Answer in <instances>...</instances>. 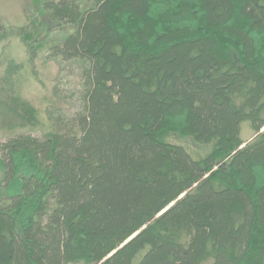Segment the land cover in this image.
Returning <instances> with one entry per match:
<instances>
[{"label": "trees", "instance_id": "trees-1", "mask_svg": "<svg viewBox=\"0 0 264 264\" xmlns=\"http://www.w3.org/2000/svg\"><path fill=\"white\" fill-rule=\"evenodd\" d=\"M39 1L0 43L77 65L80 103L17 133L1 50L0 264H264V0Z\"/></svg>", "mask_w": 264, "mask_h": 264}, {"label": "rangeland", "instance_id": "rangeland-1", "mask_svg": "<svg viewBox=\"0 0 264 264\" xmlns=\"http://www.w3.org/2000/svg\"><path fill=\"white\" fill-rule=\"evenodd\" d=\"M39 5V0H0V16L9 26H23L29 23V16L35 13ZM45 21L47 22L46 19ZM6 46L10 47L9 51L17 62L24 65L20 78L21 94L36 108L40 122L38 126L19 128L16 132L40 136L55 130L57 128L54 121L55 113L59 111L61 115L72 116L78 110L82 86L80 68L70 63L62 64L57 60L48 61L43 56L34 63V66L30 65L25 48L18 37L0 43V53ZM14 132L4 130L0 125V143ZM241 136L246 141L254 137L248 122L243 123ZM182 141L193 157L203 156L210 151L209 146L193 140Z\"/></svg>", "mask_w": 264, "mask_h": 264}]
</instances>
